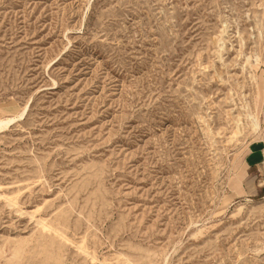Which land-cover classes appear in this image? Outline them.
<instances>
[{
  "label": "rangeland",
  "instance_id": "rangeland-1",
  "mask_svg": "<svg viewBox=\"0 0 264 264\" xmlns=\"http://www.w3.org/2000/svg\"><path fill=\"white\" fill-rule=\"evenodd\" d=\"M25 105L0 264H264V0H0Z\"/></svg>",
  "mask_w": 264,
  "mask_h": 264
},
{
  "label": "bare ground",
  "instance_id": "bare-ground-1",
  "mask_svg": "<svg viewBox=\"0 0 264 264\" xmlns=\"http://www.w3.org/2000/svg\"><path fill=\"white\" fill-rule=\"evenodd\" d=\"M27 105L23 106L19 112L13 114H6L0 116V133L6 131L19 120L23 119L27 112ZM5 113V112H3ZM251 124L253 129H258V122L256 119L251 118Z\"/></svg>",
  "mask_w": 264,
  "mask_h": 264
},
{
  "label": "crops",
  "instance_id": "crops-1",
  "mask_svg": "<svg viewBox=\"0 0 264 264\" xmlns=\"http://www.w3.org/2000/svg\"><path fill=\"white\" fill-rule=\"evenodd\" d=\"M262 188V187H261Z\"/></svg>",
  "mask_w": 264,
  "mask_h": 264
}]
</instances>
